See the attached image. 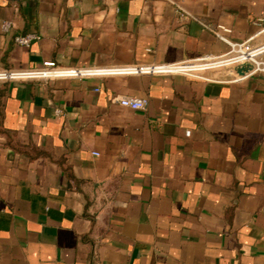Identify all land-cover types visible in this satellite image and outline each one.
<instances>
[{
  "label": "crops",
  "instance_id": "crops-1",
  "mask_svg": "<svg viewBox=\"0 0 264 264\" xmlns=\"http://www.w3.org/2000/svg\"><path fill=\"white\" fill-rule=\"evenodd\" d=\"M260 18L264 0H0V70L221 55ZM29 32L40 39L16 43ZM253 59L246 76L0 80V264H264V69ZM124 95L149 104L123 106Z\"/></svg>",
  "mask_w": 264,
  "mask_h": 264
},
{
  "label": "built area",
  "instance_id": "built-area-1",
  "mask_svg": "<svg viewBox=\"0 0 264 264\" xmlns=\"http://www.w3.org/2000/svg\"><path fill=\"white\" fill-rule=\"evenodd\" d=\"M4 31H8L11 26V21L1 22ZM254 25L258 27V31L244 42H230V50L221 55H207L201 58L188 60L184 62L158 64V65H145L143 67H126V68H97V67H62L54 61L44 62L43 67L39 69L30 70H0V80H22L33 78H53V77H81L92 75H103L108 73L118 72H160V73H182L185 75L196 76L199 75L194 72L195 67H207L209 70L233 67L236 64L243 62H252L256 64L253 59L257 55H253L257 50L264 46V43L257 44L256 39L264 33V18L254 21ZM226 32L230 29L225 26H219ZM225 39V37L221 36ZM40 39V35L35 32H29L23 35H18L15 38L17 44L30 47L31 44ZM261 61L262 68L264 69V55L258 56ZM219 65L218 67H214ZM222 65V66H221ZM115 100L121 105L130 107L132 109H146L149 101L146 98H138L134 96L124 95L117 96ZM190 131H187V135Z\"/></svg>",
  "mask_w": 264,
  "mask_h": 264
},
{
  "label": "water",
  "instance_id": "water-1",
  "mask_svg": "<svg viewBox=\"0 0 264 264\" xmlns=\"http://www.w3.org/2000/svg\"><path fill=\"white\" fill-rule=\"evenodd\" d=\"M232 68L239 76H246L254 70L255 66L252 62H243L234 65Z\"/></svg>",
  "mask_w": 264,
  "mask_h": 264
},
{
  "label": "bare ground",
  "instance_id": "bare-ground-1",
  "mask_svg": "<svg viewBox=\"0 0 264 264\" xmlns=\"http://www.w3.org/2000/svg\"><path fill=\"white\" fill-rule=\"evenodd\" d=\"M258 53H260L259 50H257V52H255L254 55H257L256 57L261 56V54Z\"/></svg>",
  "mask_w": 264,
  "mask_h": 264
},
{
  "label": "rangeland",
  "instance_id": "rangeland-1",
  "mask_svg": "<svg viewBox=\"0 0 264 264\" xmlns=\"http://www.w3.org/2000/svg\"><path fill=\"white\" fill-rule=\"evenodd\" d=\"M220 69V68H219Z\"/></svg>",
  "mask_w": 264,
  "mask_h": 264
}]
</instances>
